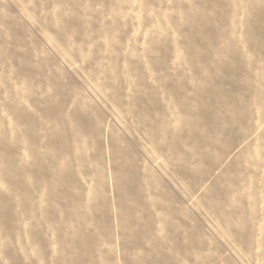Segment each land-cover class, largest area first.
I'll use <instances>...</instances> for the list:
<instances>
[{
    "label": "rangeland",
    "instance_id": "1",
    "mask_svg": "<svg viewBox=\"0 0 264 264\" xmlns=\"http://www.w3.org/2000/svg\"><path fill=\"white\" fill-rule=\"evenodd\" d=\"M231 9V0H0V264L80 255L83 264H264V53L242 40L245 9L235 24L221 18ZM186 13L211 29L213 44L200 36L190 47ZM230 40L236 81L223 53ZM217 82L224 93L206 91ZM204 96H213L210 116L198 125ZM217 96L234 97L244 121ZM174 137L183 177L166 147ZM115 146L138 164L137 208L116 189L134 172ZM204 157L211 172L201 176ZM230 221L250 232L254 250L228 232Z\"/></svg>",
    "mask_w": 264,
    "mask_h": 264
},
{
    "label": "bare ground",
    "instance_id": "2",
    "mask_svg": "<svg viewBox=\"0 0 264 264\" xmlns=\"http://www.w3.org/2000/svg\"><path fill=\"white\" fill-rule=\"evenodd\" d=\"M198 1L200 2L201 5L203 3H205L207 5L208 2H209V0H196V2H198ZM218 6L219 7H223L220 4ZM231 6L233 7V9H231V11L229 13H227L226 16L225 15L221 16V18L225 17V18H222L223 20H225V19H227L229 17L230 20L232 21V23L235 24V22H237L238 16H239L238 12L241 9H245V14H244L245 18H244L243 23H242L243 26L245 27V32L243 33L242 40L248 45L249 48L252 49L253 47H255L254 51H257V52H260V53H264V33H262L263 30L262 29L261 30L260 29L257 30L256 27L252 28L253 25H257V24L259 25V28H261V27L264 28V0H231ZM202 10H200V12L204 14V11H202ZM205 14H208V13L205 12ZM184 17L195 28L194 34L190 35L191 36V42H190V47L191 48H194L195 44H198L197 37L199 38L200 36H201L202 41L204 40L206 43H209V44H213L214 43V38L215 37H213L212 31H210L211 29H208L204 25L202 20H200L197 17L196 14L194 15V14H187L186 13L184 15ZM207 21H208L209 24H211V22H212L211 18H209ZM234 42H235V40L228 41V44L231 45L232 48H229L227 50L224 49L223 53L227 54L233 60V65H232V68H231L230 71L232 73L233 79L236 81L239 78V73L242 70V66H241V63L237 60V57H238V53L237 52H238V50L232 44ZM202 46L205 47L204 42H203ZM202 53H203L202 51H198V50L192 52V54L194 56H196L195 58H198V57L202 56ZM206 64H208L207 61H206ZM222 85H224V84H222ZM219 87H220L219 82L214 83V84H210L209 90H206V91H209V92H211L212 94H215V95H217V94L219 95L220 91H221V93H224L225 89L223 90V86L220 87V88ZM227 94H230V92H227ZM232 96H217V97L220 98V100H219L220 103L225 105L226 109L229 110L230 112H232L235 115L236 120L244 121V117L243 116L244 115L247 116L248 113L243 108L238 107L237 101ZM212 97L213 96H204L202 101L201 100L199 101V114H198L199 115V121L197 120V124L198 125L208 123L209 116H210V107H211L210 99H212ZM92 128L90 130H88V131L94 137L98 136L96 130L92 129ZM149 131L151 133L152 132H158L159 134H161V132H159L155 127H151L149 129ZM207 136H208V134H203V137H207ZM166 147L169 148L170 150H175L176 153L180 155L181 159H179L180 163L178 164V171H179V174L181 175V177H183V147L181 146V144L179 142V138L178 137H174V138L167 139ZM114 153L115 154L119 153V155L121 156V159H122L121 162L123 164V168H124L125 171L131 170V171L134 172L133 179L129 178L130 180H129L128 184H122V182H120L118 180L116 182V189H117V191L120 194H125V193L130 194L133 197L132 202H134V204H135V206L137 208V206L142 205V200L138 196V193H139V191L141 189V187L139 186V182L137 181V174H136V172L138 171V164H137V162H135L134 159H132V158L129 159L130 150L128 149V147L115 146L114 147ZM205 153L209 154V151H205ZM1 155L4 156L5 160L8 163L9 175L11 177H13L14 176V171L12 169V165L10 166V164H9L7 155L4 152H1ZM238 160H239V163H242V161L245 160L248 164H250V162H249L250 160L248 159V157H244V158L243 157H239ZM203 161H204L205 164H204V167H201L199 169V174L201 176H205L206 173L208 172V175H209L211 170L205 168L207 159L204 157ZM10 162H11V159H10ZM11 164H12V162H11ZM39 164H41L40 161H39ZM118 167H120V166H118ZM68 171H69V167L66 166L65 167V171H63L64 172V174L62 176V181L63 182H61V185L62 184H64V185L67 184ZM236 175H237V172L235 171L234 165H232L229 168L228 172H227V176L228 177H236ZM129 183H131V185ZM133 186H134L135 190H133V189L130 190V188H133ZM233 186H235V185H233ZM209 196L212 198L214 203L216 201L220 200V196L214 190L211 191ZM117 206H118V208L120 209V211L122 213L128 212L126 210V205L123 203L122 200H120V202L117 204ZM178 211H182V210H178ZM170 212L172 213L173 216H176L175 215L176 211L174 212L172 209H170ZM4 214H5V207L2 206L0 208V215H1L0 222L3 225H6V219H5ZM147 221L150 223L152 220H147ZM229 228L231 230L229 229L228 232L233 237H235L236 239L241 240L244 243L245 248L247 250H254L255 246L252 243V237L250 235V232H244V231L236 230L235 228H233L232 221H230V227ZM134 235H135V233H134ZM33 237H34V240H39L40 239V236H38V235H34ZM83 243L84 244H89L86 241V239H85V241ZM256 245L258 246V244H256ZM123 251H125L127 254L131 252V249H130L128 244H126L124 246ZM158 252L161 253L160 250H158ZM262 256L264 258V252L262 253ZM82 257L83 256L80 255L78 258L72 259L70 264H83L82 263L83 262V258ZM89 258H90V255L88 254V256L85 258L84 261H86ZM163 262H167V261H162V258H160V260H158V261L155 260L154 264H163ZM11 263L12 264H19V262L17 260L13 259V258H11ZM125 263L129 264V262H125Z\"/></svg>",
    "mask_w": 264,
    "mask_h": 264
}]
</instances>
